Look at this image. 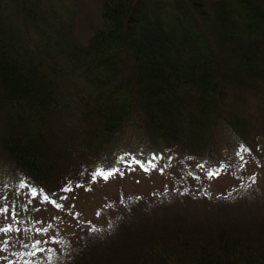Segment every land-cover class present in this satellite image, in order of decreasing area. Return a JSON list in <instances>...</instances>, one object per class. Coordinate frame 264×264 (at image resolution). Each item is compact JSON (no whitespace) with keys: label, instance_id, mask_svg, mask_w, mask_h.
I'll return each mask as SVG.
<instances>
[{"label":"trees","instance_id":"16d2710c","mask_svg":"<svg viewBox=\"0 0 264 264\" xmlns=\"http://www.w3.org/2000/svg\"><path fill=\"white\" fill-rule=\"evenodd\" d=\"M75 6L0 0V228L16 219L26 230L0 237L15 247L41 238L15 256L23 264H264V217L247 215L205 230L184 213L139 217L118 204L112 222L81 229L83 240L44 239L74 193L108 171L126 129L149 139L135 159L145 171L158 141L207 166H241L244 152L264 164V108L251 105L264 95V0H103L85 43Z\"/></svg>","mask_w":264,"mask_h":264},{"label":"rangeland","instance_id":"374dc122","mask_svg":"<svg viewBox=\"0 0 264 264\" xmlns=\"http://www.w3.org/2000/svg\"><path fill=\"white\" fill-rule=\"evenodd\" d=\"M102 6L103 0H76L73 9L75 34L82 42H86L88 32H93L91 26L96 28L101 24ZM252 100V108H264V95ZM140 132L126 129L122 135L115 137L111 142L114 153L106 162L110 163L108 171L113 166L120 171L107 180L97 175L95 179L92 178L91 185L75 192L71 198L74 204L72 212L62 217L57 228H51L44 237L65 236L73 241L78 236L83 240L81 229H89V223L94 227H103L110 220L112 222L118 215L113 210L118 204L126 208V214L134 212V216L139 217L155 218L156 214L184 213L189 221L200 219L202 224L199 228L205 230L218 223H232L238 216L247 215L245 220L264 217V164L250 152L240 154L241 166H225L220 175L209 179L208 169H218L220 166L204 164L201 169L197 165L202 163L193 159L192 155L172 146L166 148L158 141L156 144L161 149L154 155L153 160L156 159L148 166L149 170L145 171L135 161L137 155L146 157L149 141ZM226 132V128L221 127L218 140L221 150L230 158L235 147L230 148L231 136ZM183 154L185 156L182 158ZM91 176L90 173L86 174L87 178ZM125 219L131 222L139 220L128 215ZM14 221L16 219H10L9 223ZM110 227L107 225L106 229ZM6 237H0L1 264H23L24 261L15 256H22L43 244L35 245V241L41 238L33 237L24 239L28 247H15L16 238L8 243L7 253L4 254L1 248L6 247ZM33 262L41 264L43 261L39 259ZM33 262L29 261V264Z\"/></svg>","mask_w":264,"mask_h":264},{"label":"snow or ice","instance_id":"6c2138e0","mask_svg":"<svg viewBox=\"0 0 264 264\" xmlns=\"http://www.w3.org/2000/svg\"><path fill=\"white\" fill-rule=\"evenodd\" d=\"M137 163H139V162L137 161ZM149 164H151V161H149ZM197 167H200L201 169H203L204 168V165L203 164H200V165H197ZM224 168H225V165H224L223 162H221L220 163V167L218 169H211V168L208 169L207 175H208L209 179H212V178L220 175L221 171H223ZM145 170H147V168ZM119 171L120 170L118 168H116L115 166H113L112 169L110 171H107V172H105V171H96L93 174V179H95L97 175H100V176H103V178L105 180H107L110 176L116 174ZM161 171H162V169H161ZM70 190H71L70 188H66L65 189V191H70ZM53 203H55V202H53ZM56 207L59 208V207H62V205L56 204ZM7 212H8V209H5V208L0 207V215H6ZM13 214H15V211L14 210H13ZM17 225H18V222H14L13 224H9L6 227L0 228V233H4L5 235H7L8 233L13 232V231H16V232L26 231V230L21 229ZM88 227H89V230L90 231H97L98 230L94 226H92L90 223H89ZM36 231L37 232H39V231H46V229H39L38 228V229H36ZM4 243L7 244L8 241L5 240ZM40 243H41L40 241H35V245H39ZM23 246L24 247H27V245H23Z\"/></svg>","mask_w":264,"mask_h":264}]
</instances>
